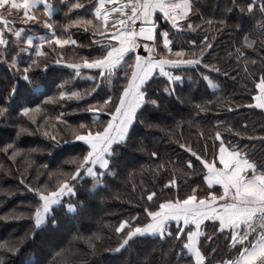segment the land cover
I'll return each mask as SVG.
<instances>
[{"label":"snow or ice","instance_id":"1","mask_svg":"<svg viewBox=\"0 0 264 264\" xmlns=\"http://www.w3.org/2000/svg\"><path fill=\"white\" fill-rule=\"evenodd\" d=\"M199 4L200 0H95L92 19L70 18L66 25L60 26L50 22L58 11L50 0H0V62L6 64L10 70L7 79L0 77V121L8 120L15 111L38 128H44L45 136L56 139L46 128L49 117L44 113L41 104L32 99L45 97L44 103L55 102L52 96L47 95L51 91V84L44 75L49 72L50 66L65 65L76 76L86 70L96 72V75L89 77L94 82V87L84 93L79 90H65L68 81L58 84L59 100H82L85 96L98 94L97 89L105 83L112 86L106 98L87 109L93 114L92 123L95 126L81 123L72 128L73 142H83L87 149L82 156L71 158L73 171L48 173L50 178L55 179L51 186L47 181L38 182L36 187L26 185L37 198L32 211L33 242L49 226L59 227L54 212L56 207H66L69 213H77V204L65 205L64 201L67 197L77 195V185L81 180H95L94 192L107 175L119 174L112 170L116 163L115 148L129 141L134 126L138 122L142 123L138 121V116L149 105L160 107V100L151 98L148 92L149 82L156 75L166 78L167 87L163 92L173 95L177 83L182 84L184 79L175 73V69L203 65L205 69L221 72L218 65L205 63L215 50V35L209 37L205 34L199 45L196 40H191L188 48L178 47L174 51L172 34L183 33L185 29L194 32L202 26H206L207 31L214 25H218L216 32L219 33L226 27L227 18L235 16L237 12L245 20L253 19L259 36L251 39L245 33L244 48L235 50L234 60L237 68L242 67L246 74L257 81V91L251 97L253 103L247 106L264 111V71L257 75L250 73L247 56V49H255L257 42L264 51V0H229L230 6L224 7L225 18L220 19H205ZM41 5L47 17L43 20L46 31L39 35H25L26 27H17V20L23 25L39 21L36 10ZM83 7L80 0L72 4V9ZM257 14L259 19L255 18ZM160 18L169 24L174 33L170 34L169 29L162 28ZM194 18L201 23H194ZM73 29L91 32L93 41L88 47L95 53L91 58L83 56L78 62H69L64 58L67 49L82 47L73 37ZM240 30L244 31L243 28ZM158 44L162 47H158ZM46 46L48 51H45ZM141 49L146 54H142ZM51 53H55L56 57L49 62ZM23 55H28L29 60H24ZM261 60L264 62V57ZM250 63L255 65L257 61L252 60ZM121 72L123 75L118 76ZM223 75L227 77L229 73L225 71ZM201 76L212 89H220L210 76L203 73ZM121 79L124 82L117 88L114 81ZM195 107L197 115L210 111L204 104H197ZM228 110L234 109L228 107ZM42 114L43 125L37 122V117ZM63 115L64 113H60L55 117L57 124H67L62 119ZM102 115H106L108 119L101 120ZM221 126L222 123L218 121L216 127ZM55 127L53 124L52 129L55 130ZM226 131L232 132L231 127ZM27 132L28 128L19 127L16 134L19 136ZM198 135L203 137V131ZM235 135L241 136V133L236 132ZM246 138L264 143V135ZM211 140L213 143L219 142L218 148L207 158L206 154L194 150L189 143L180 144L176 141L202 165L204 187L199 184L189 186V191L181 197L177 168H169V165L178 164L179 161L162 160L157 163L154 175L162 171H171L173 175L159 190H146V186L141 184L139 199L144 204L142 210L145 213V222H141L140 212L121 220L115 228L121 238L110 252L121 253L122 250L130 249L138 240L158 237L165 244L169 240L180 242L177 259H186L188 264H212V259L204 250V241H211L215 233L227 232L231 247L237 250V254L234 258L218 261L217 264H264V160L253 159L247 145L241 148L239 145L226 143L219 130L213 133ZM203 147L207 149L208 144L205 143ZM3 151L10 153L12 161H16L21 155V149L14 144H7ZM149 155L154 160H160V153L157 151H150ZM24 164L31 167L28 159H24ZM43 167L47 168V165ZM185 167L194 171L193 160L188 159ZM20 182H25L23 174ZM216 186H219V191ZM136 187L133 185L134 190ZM165 189H175L176 194L171 198L161 197L160 192ZM154 199L157 203L153 207L151 203ZM80 207H84L83 203H80ZM206 222L214 229L212 235L205 231L209 226ZM173 223L176 225L175 230ZM95 239L99 240L100 236L97 235ZM22 243L0 242V249L13 255H22ZM212 251L215 252L216 249ZM23 264H37V261L32 256ZM148 264L152 262L148 261Z\"/></svg>","mask_w":264,"mask_h":264},{"label":"trees","instance_id":"2","mask_svg":"<svg viewBox=\"0 0 264 264\" xmlns=\"http://www.w3.org/2000/svg\"><path fill=\"white\" fill-rule=\"evenodd\" d=\"M69 1L70 3L60 0L51 1L58 9L53 18L55 24L63 26L70 18L77 17L92 19L95 0H80L84 7L72 10L70 8L76 0ZM225 6H230L229 0H200L198 5L205 19L225 18L223 15ZM255 18L259 19V15L257 14ZM159 23L162 28L169 29L170 34L174 33L167 22L161 19ZM194 23L200 24L201 21L194 18ZM18 25L24 27L22 23ZM36 27L45 29L40 25ZM217 27L218 25H214L211 30L206 31V26H202L194 32L185 29L183 33L172 34V39L175 51L178 47L188 48L191 40H196L199 45L205 34L209 37L215 35L217 37L214 42L215 50L205 63L218 65L221 72L205 69L203 65L175 69V73L184 79L182 84L177 83L173 95L163 92L167 87L166 78L156 75L149 82L148 92L151 98L160 100V107L149 105L138 116V121L142 123L138 122L134 126L129 141L115 148L116 163L112 170L119 174L107 175L94 192L95 180L92 178L81 180L77 185V195L67 197L64 201L65 205L77 204V213H69L66 207H56L54 212L59 227L49 226L33 242L32 211L37 198L26 185L31 184L36 187L38 182L47 181L51 186L55 183V179L50 178L48 173L73 171L71 158L82 156L87 149L83 142H73L72 128L81 123L95 126L92 123L93 114L87 109L90 105H95L97 101L106 98L112 87L105 83L97 89L98 94L93 93L92 96H85L82 100H59L58 84L68 81L65 90H79L84 93L94 87V82L89 77L96 75V72L86 70L80 76H76L65 65L50 66L49 72L44 75L51 84V91L47 95L52 96L55 102L46 104L43 102L45 97L39 99L32 97V99L35 103L41 104L44 113L49 117L46 128L56 139L45 136L44 128H38L15 111L8 120L0 121V242H23L22 255H13L0 249V264H23L32 256L36 258L37 264H148V261L152 264H188L186 259L176 258V253L180 249L179 241L169 240L165 244L158 237L138 240L130 249L122 250L121 253L113 254L109 250L115 248L121 238L115 232L121 220L140 212V220L145 222V213L142 210L144 204L139 199L141 184L146 186V190H159L173 175L171 171L153 174L155 165L160 161H179L178 164L169 165V168H177L181 197L189 191V186L199 184L204 187L202 165L176 141L180 144L189 143L194 150L206 154L207 158L218 148L219 142L213 143L211 138L213 133L219 130L226 143L239 145L241 148L247 145L253 159L264 160V143L259 140L249 141L246 138L264 135V111L247 106L253 103L251 97L257 91L255 89L257 81L246 74L242 67L237 68L234 60L235 50L244 48V34H249L251 39H257L259 32L254 27L253 19L245 20L238 12L235 16L227 18L226 27L219 33L216 32ZM241 28L244 29L243 32ZM30 33L31 31L27 29L25 35ZM72 34L82 47L67 49L64 58L69 62H78L83 56L91 58V55L95 54L88 47L93 41L91 32L73 29ZM158 47L162 45L158 44ZM45 51H48L47 46ZM247 56L250 73L257 75L264 71V62L261 60L264 51L261 50L259 42L255 49H247ZM55 57L56 54L51 53L49 62ZM22 58L29 60L28 55H23ZM252 60H256L257 63L251 64ZM225 71L229 73L227 77L223 75ZM201 73L210 76L220 89H212L207 81L202 79ZM9 75L10 70L7 65L0 62V77L7 79ZM117 75L122 76L123 73ZM41 78L43 79V76ZM123 82L122 79L114 81L117 88ZM197 104L208 106L210 111L197 115L195 107ZM237 105L240 107H236ZM228 107L234 110L229 111ZM60 113H64L62 119L67 121V124L55 122V117ZM100 119L106 121L108 117L102 115ZM218 121L222 123L219 128L216 127ZM37 122L43 125V114L37 117ZM53 124L56 126L55 130L52 129ZM19 127H26L29 132L17 136ZM229 127L232 132L226 131ZM200 131H203V137L198 135ZM236 132H240L241 136H236ZM205 143L208 144L207 149L203 147ZM7 144H14L21 149V155L16 161L11 160L10 153L3 151ZM150 151L159 152L160 160L151 158ZM24 159L31 161V167L25 166ZM188 159L193 160L194 171L185 167ZM44 165H47V168L43 167ZM21 174L25 176L23 184L20 182ZM133 185L137 186L136 190L133 189ZM216 190L219 191V188L216 187ZM175 194V189H165L160 192L161 197L168 198ZM78 201L83 203L84 207H80ZM156 203L154 199L151 206L154 207ZM206 224L209 226L205 231L212 235L214 229L209 222ZM172 227L175 230V223ZM97 235L100 236L99 240L95 239ZM212 249L216 251L213 252ZM204 250L212 259V264L232 259L237 254V250L231 247L227 232L215 233L211 241L205 240Z\"/></svg>","mask_w":264,"mask_h":264},{"label":"crops","instance_id":"3","mask_svg":"<svg viewBox=\"0 0 264 264\" xmlns=\"http://www.w3.org/2000/svg\"><path fill=\"white\" fill-rule=\"evenodd\" d=\"M52 0H50V2H51ZM41 12H43L44 13V10H43V6L41 5L37 10H36V14L39 16L40 15V13ZM53 18H54V16H53ZM53 18H52V21H50V22H53ZM162 18H160V20H161ZM160 20H159V22H160ZM163 20V19H162ZM39 21H41V19L39 20ZM39 21H35V22H31V24L32 25H30L32 28H31V33L30 34H35V29H37V27L36 26H38V25H42V22H40L39 23ZM19 24H21V23H19ZM23 25V24H22ZM29 25V24H28ZM16 26H18L19 27V25H16ZM24 27L26 26V25H23ZM38 42V41H37ZM141 51V53L142 54H144L143 53V51H142V49L140 50ZM216 187H218L219 188V186H216ZM207 223V222H206ZM229 235V234H228ZM215 264H217V263H215Z\"/></svg>","mask_w":264,"mask_h":264},{"label":"rangeland","instance_id":"4","mask_svg":"<svg viewBox=\"0 0 264 264\" xmlns=\"http://www.w3.org/2000/svg\"><path fill=\"white\" fill-rule=\"evenodd\" d=\"M60 1H61V2H68V3H70L69 0H60ZM81 1H82V0H81ZM70 9L72 10V7H71ZM39 17H40L41 22H42V25H40V26L44 28L43 20L46 19L47 17L44 15L43 12L40 13ZM19 22L22 23L21 21L17 20V24H16V25H18ZM29 24H31V22H30ZM25 27H26L27 29H29V30H31V28H32V27L29 26V25H26ZM45 31H46L45 29H44V30H41V29H35L34 32H35L36 35H39V34L44 33ZM142 51H143L144 54H146V52H145L143 49H142Z\"/></svg>","mask_w":264,"mask_h":264}]
</instances>
